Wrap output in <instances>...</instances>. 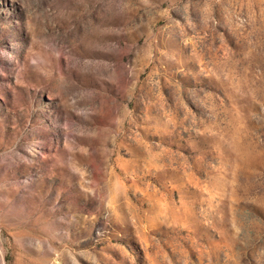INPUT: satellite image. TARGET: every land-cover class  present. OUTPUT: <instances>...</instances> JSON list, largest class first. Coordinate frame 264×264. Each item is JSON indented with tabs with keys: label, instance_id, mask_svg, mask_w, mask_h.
<instances>
[{
	"label": "rangeland",
	"instance_id": "obj_1",
	"mask_svg": "<svg viewBox=\"0 0 264 264\" xmlns=\"http://www.w3.org/2000/svg\"><path fill=\"white\" fill-rule=\"evenodd\" d=\"M0 264H264V0H0Z\"/></svg>",
	"mask_w": 264,
	"mask_h": 264
}]
</instances>
